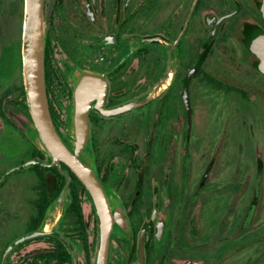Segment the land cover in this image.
<instances>
[{
  "label": "flooded vegetation",
  "instance_id": "obj_1",
  "mask_svg": "<svg viewBox=\"0 0 264 264\" xmlns=\"http://www.w3.org/2000/svg\"><path fill=\"white\" fill-rule=\"evenodd\" d=\"M261 1L42 0L49 108L68 146L61 127L78 78L100 83L86 151L117 212L106 264H264V72L249 46L264 33ZM23 16L24 0H0V66L16 50L20 70L0 90V133L25 144L9 169L27 163L20 178L0 170V264H96L92 197L34 142ZM243 118L254 124L249 142Z\"/></svg>",
  "mask_w": 264,
  "mask_h": 264
},
{
  "label": "water",
  "instance_id": "obj_2",
  "mask_svg": "<svg viewBox=\"0 0 264 264\" xmlns=\"http://www.w3.org/2000/svg\"><path fill=\"white\" fill-rule=\"evenodd\" d=\"M260 6L264 16V0L261 1ZM46 34L47 22L43 19L42 0H24L21 48L22 77L26 104L34 125L32 134L34 138L38 139L42 151L52 158V164H57L59 168L61 167L60 162L67 164L92 197L102 221L101 244L96 264H106L109 234L117 212L111 209L106 194L95 174L93 162L86 151L89 139L90 100L97 94L100 83L95 76L89 74H82L78 78L74 88L73 104L70 108L72 115L70 125L73 136L70 140V146H68L57 133L49 108L45 73ZM249 46L259 56V68L264 72V33H258L251 37ZM146 100L147 98L144 97L118 108L114 112L138 106ZM26 164L10 170L18 169ZM41 232V230H36L27 237Z\"/></svg>",
  "mask_w": 264,
  "mask_h": 264
},
{
  "label": "rangeland",
  "instance_id": "obj_3",
  "mask_svg": "<svg viewBox=\"0 0 264 264\" xmlns=\"http://www.w3.org/2000/svg\"><path fill=\"white\" fill-rule=\"evenodd\" d=\"M14 54H15V59H14V62L12 63V65L10 64V62H3V64L1 63V66H0V90L6 86H10L12 81H14V79L16 78V76L19 74L20 75V70H19V67H18V62H17V58H16V54H17V51L14 50ZM7 60V59H6ZM7 73H12L11 77L8 78V79H3L2 77L5 76ZM67 101L64 103L66 104ZM70 106L68 108V117H67V120H68V124H70V116H69V113L71 112L70 111ZM18 112L17 111H14L12 110L8 115L11 119H13L14 121H18L22 118L19 117V115L17 114ZM60 114H61V118L62 120L64 121L65 119V116L66 114L65 113H61V110H60ZM243 121L245 122V133L247 135V142H249L250 140V135H251V132H254V124L250 121V119H248L246 121L245 118H243ZM218 123V121L216 119H214L212 121V124L215 126L216 124ZM1 125V123H0ZM62 131L64 133H66L69 137V139L71 140L72 139V136H73V130H72V126L69 125L68 128L66 126H62L61 127ZM7 133H0V170L3 171L5 169H8L7 171H9L12 166H15L16 164H19L20 161L19 160H22L21 159V155H23L22 152H25V149L22 147V145H25V144H17L19 145V148L16 147L15 142L17 143V140H18V136L15 134V133H12V132H9L10 130L7 129ZM9 133V134H8ZM13 136H12V135ZM16 141H15V140ZM34 142L37 143L39 145V147L41 148L42 150V147L38 141L37 138H34ZM249 150V148L247 149V151ZM247 156V158H249L248 160V164L251 165V155H245ZM22 168L21 169H18V170H15V171H12L9 176H8V179H12V178H20L22 176ZM24 225H16L13 227V229H15L13 232H18V231H22Z\"/></svg>",
  "mask_w": 264,
  "mask_h": 264
},
{
  "label": "trees",
  "instance_id": "obj_4",
  "mask_svg": "<svg viewBox=\"0 0 264 264\" xmlns=\"http://www.w3.org/2000/svg\"><path fill=\"white\" fill-rule=\"evenodd\" d=\"M21 97L23 99L25 108H27L26 101H25L26 98H25V91H24V85L23 84H21ZM1 102H2V100H0V104H1ZM0 113H1V116L5 117L4 114H3V111H1Z\"/></svg>",
  "mask_w": 264,
  "mask_h": 264
}]
</instances>
